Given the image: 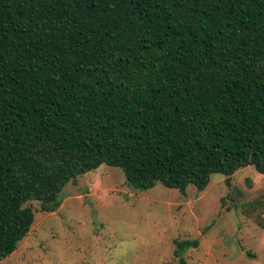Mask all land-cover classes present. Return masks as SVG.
Masks as SVG:
<instances>
[{"label":"trees","instance_id":"trees-1","mask_svg":"<svg viewBox=\"0 0 264 264\" xmlns=\"http://www.w3.org/2000/svg\"><path fill=\"white\" fill-rule=\"evenodd\" d=\"M101 164L182 194L264 174V0H0V260Z\"/></svg>","mask_w":264,"mask_h":264},{"label":"rangeland","instance_id":"rangeland-1","mask_svg":"<svg viewBox=\"0 0 264 264\" xmlns=\"http://www.w3.org/2000/svg\"><path fill=\"white\" fill-rule=\"evenodd\" d=\"M44 212L30 201L27 235L0 264H180L175 240L198 239L184 264H264V174L247 165L226 183L211 174L182 194L156 182L138 190L117 167L101 164L69 181Z\"/></svg>","mask_w":264,"mask_h":264}]
</instances>
